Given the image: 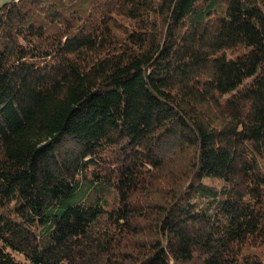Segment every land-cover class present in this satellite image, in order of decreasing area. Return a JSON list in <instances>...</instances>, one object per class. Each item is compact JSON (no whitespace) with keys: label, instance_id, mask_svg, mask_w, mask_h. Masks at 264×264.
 <instances>
[{"label":"trees","instance_id":"1","mask_svg":"<svg viewBox=\"0 0 264 264\" xmlns=\"http://www.w3.org/2000/svg\"><path fill=\"white\" fill-rule=\"evenodd\" d=\"M0 264H264V0L0 5Z\"/></svg>","mask_w":264,"mask_h":264},{"label":"rangeland","instance_id":"2","mask_svg":"<svg viewBox=\"0 0 264 264\" xmlns=\"http://www.w3.org/2000/svg\"><path fill=\"white\" fill-rule=\"evenodd\" d=\"M8 1H10V0H0V5H2L5 2H8Z\"/></svg>","mask_w":264,"mask_h":264}]
</instances>
